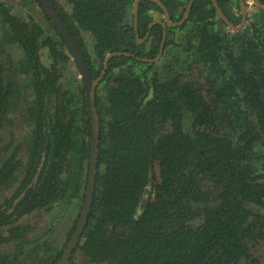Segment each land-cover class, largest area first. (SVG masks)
Instances as JSON below:
<instances>
[{"label":"trees","instance_id":"trees-1","mask_svg":"<svg viewBox=\"0 0 264 264\" xmlns=\"http://www.w3.org/2000/svg\"><path fill=\"white\" fill-rule=\"evenodd\" d=\"M53 1L104 71L93 202L67 264H264V8L245 0L235 28L213 0L182 22L191 0H160L169 24L139 0L136 28V0ZM216 1L241 23L240 0ZM80 73L40 0H0V264H57L76 229L92 132ZM74 209L54 236L51 218Z\"/></svg>","mask_w":264,"mask_h":264},{"label":"water","instance_id":"water-1","mask_svg":"<svg viewBox=\"0 0 264 264\" xmlns=\"http://www.w3.org/2000/svg\"><path fill=\"white\" fill-rule=\"evenodd\" d=\"M43 8L52 22L54 28L57 30V32L61 35L63 40L66 42L69 50L72 52L73 58L77 62L78 68L80 70L81 77L83 78L84 81V86L86 88V97H87V105H88V110L89 114L91 117V122H92V132H91V155L89 159V173H88V183L86 187V196L84 199V204L77 222L76 229L73 233V236L68 243L67 247L64 250L63 256L59 259L57 264H67L68 261L71 258V255L74 251V249L77 246V243L81 237V234L83 232L84 226L87 223L89 213L91 211V206L93 202V196H94V191H95V181H96V167H97V159H98V151H99V130H100V125H99V115L98 111L96 108V102H95V88L100 81L102 74L98 78H94L92 76V73L90 71L89 64L84 56V52L82 51L80 45L78 44L76 38L73 36L71 33L69 27L63 20L58 8L56 7L55 3L53 0H40ZM156 3H158L164 10L165 13V18L169 24H173V22L170 19L167 7L163 4L162 1L160 0H153ZM193 0H191L192 2ZM214 1V5L217 8V12L221 17H223L226 22L231 26L235 28H239L244 25L245 23V17L247 14V5L244 0H240L241 2V8H242V20L239 25H234L231 23V21L225 16L221 8L219 7V4L216 0ZM138 2L139 0H136L134 3V16H135V27L137 28V21H138ZM256 4H258L260 7L264 8V5H262L260 0H254ZM192 4V3H191ZM190 4V5H191ZM190 5L188 6L182 20V22L187 16H188V11L190 9ZM179 23V22H178ZM165 26V25H164ZM163 45L164 42H162L161 48H160V53L163 50ZM159 53V55H160ZM113 54H116V52H113L109 54L106 57L105 60V66L104 69L107 67V62L109 60V57ZM126 54H129L126 52ZM145 59V58H143Z\"/></svg>","mask_w":264,"mask_h":264},{"label":"rangeland","instance_id":"rangeland-1","mask_svg":"<svg viewBox=\"0 0 264 264\" xmlns=\"http://www.w3.org/2000/svg\"><path fill=\"white\" fill-rule=\"evenodd\" d=\"M57 1L60 4H62L67 10L69 9L68 3L65 0H57ZM253 9H254V6H253V4H251L250 8H249V11H252ZM27 12H29V11L27 10ZM31 13L33 14V16L36 19H40L41 18V13H40L38 8L31 9ZM155 14L158 15L159 17L163 16L162 14H157V13H155ZM136 37H137V41H138L139 47H142L143 44L140 42V38L143 39V38L146 37V35H143L142 37H140L139 34L137 33ZM89 46H90L89 49H93L90 44H89ZM147 49L148 48H146L145 51H147ZM43 60H44V62L49 63V59H48V57L46 55L43 56ZM72 66L74 67V65H72ZM19 104L21 106V102ZM13 116L16 119L18 118V114H16V113L13 114ZM26 126H27V121L25 120V117H24L23 120H22V127H21L20 131L16 135L17 140L19 142V146H20V148H19L20 156L22 158H23V156L25 154V150H26V148L28 146L29 138H30V132H29V130L27 129ZM8 138L6 140H8ZM75 214H76V210L74 209L70 213H66L65 214L66 216H59V217H56V218H54V217L51 218V220H52L51 224L55 225V229H54V234L53 235L57 236L59 238H64V234L70 228V225H71V223L73 221V218L75 217ZM23 221L25 222V218L23 219ZM26 221L29 222L32 225L36 221V223L38 225H41V222L35 216H33V217H31L30 215L26 216ZM62 242H63V239H62ZM260 249H261L262 252H264V247L263 248L260 247ZM74 263L82 264L83 260H81L80 257L76 256Z\"/></svg>","mask_w":264,"mask_h":264},{"label":"clouds","instance_id":"clouds-1","mask_svg":"<svg viewBox=\"0 0 264 264\" xmlns=\"http://www.w3.org/2000/svg\"><path fill=\"white\" fill-rule=\"evenodd\" d=\"M245 1V0H244ZM253 2H254V0H253ZM246 3V2H245ZM256 3V2H255ZM246 5H247V3H246ZM249 8H250V6L249 5H247V12L249 13ZM130 54V53H129ZM80 76V75H79Z\"/></svg>","mask_w":264,"mask_h":264},{"label":"flooded vegetation","instance_id":"flooded-vegetation-1","mask_svg":"<svg viewBox=\"0 0 264 264\" xmlns=\"http://www.w3.org/2000/svg\"><path fill=\"white\" fill-rule=\"evenodd\" d=\"M192 2L191 1H189V3H188V5H187V7L191 4ZM191 6V5H190Z\"/></svg>","mask_w":264,"mask_h":264}]
</instances>
